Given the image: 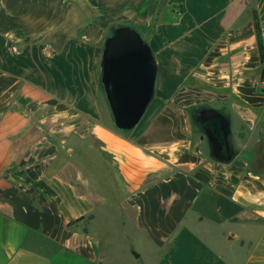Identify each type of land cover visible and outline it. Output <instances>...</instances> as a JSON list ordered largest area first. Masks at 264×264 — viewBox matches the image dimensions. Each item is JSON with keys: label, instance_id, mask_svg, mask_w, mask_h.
Returning <instances> with one entry per match:
<instances>
[{"label": "crops", "instance_id": "crops-1", "mask_svg": "<svg viewBox=\"0 0 264 264\" xmlns=\"http://www.w3.org/2000/svg\"><path fill=\"white\" fill-rule=\"evenodd\" d=\"M256 17L264 47V0H0V264H264ZM120 28L157 64L126 131L101 83Z\"/></svg>", "mask_w": 264, "mask_h": 264}, {"label": "water", "instance_id": "water-1", "mask_svg": "<svg viewBox=\"0 0 264 264\" xmlns=\"http://www.w3.org/2000/svg\"><path fill=\"white\" fill-rule=\"evenodd\" d=\"M157 64L151 48L140 35L129 28H120L106 42L101 61V83L114 125L119 130L133 129L141 120L155 86ZM219 131V129H218ZM208 136L215 156H226V133Z\"/></svg>", "mask_w": 264, "mask_h": 264}, {"label": "flooded vegetation", "instance_id": "flooded-vegetation-1", "mask_svg": "<svg viewBox=\"0 0 264 264\" xmlns=\"http://www.w3.org/2000/svg\"><path fill=\"white\" fill-rule=\"evenodd\" d=\"M195 120L196 122L201 123L208 131H213V123L214 119L212 118H206L203 114L199 115V112L195 114ZM221 124L223 123V120H221ZM213 133V132H212Z\"/></svg>", "mask_w": 264, "mask_h": 264}, {"label": "trees", "instance_id": "trees-1", "mask_svg": "<svg viewBox=\"0 0 264 264\" xmlns=\"http://www.w3.org/2000/svg\"><path fill=\"white\" fill-rule=\"evenodd\" d=\"M255 27H256V35H257V41H258V46L261 54V58L264 61V47H263V40H262V34H261V28L259 24V20L256 17L255 19ZM263 78H264V70H263Z\"/></svg>", "mask_w": 264, "mask_h": 264}, {"label": "built area", "instance_id": "built-area-1", "mask_svg": "<svg viewBox=\"0 0 264 264\" xmlns=\"http://www.w3.org/2000/svg\"><path fill=\"white\" fill-rule=\"evenodd\" d=\"M262 86L264 87V78H263V80H262Z\"/></svg>", "mask_w": 264, "mask_h": 264}, {"label": "rangeland", "instance_id": "rangeland-1", "mask_svg": "<svg viewBox=\"0 0 264 264\" xmlns=\"http://www.w3.org/2000/svg\"><path fill=\"white\" fill-rule=\"evenodd\" d=\"M141 35H142V37H143L144 34L141 32ZM196 124H198V123L196 122ZM199 124H200V123H199Z\"/></svg>", "mask_w": 264, "mask_h": 264}]
</instances>
